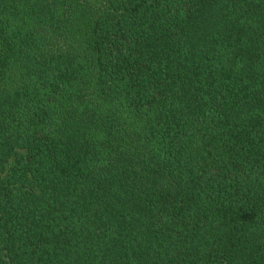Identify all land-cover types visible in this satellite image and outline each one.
Segmentation results:
<instances>
[{
  "label": "trees",
  "instance_id": "16d2710c",
  "mask_svg": "<svg viewBox=\"0 0 264 264\" xmlns=\"http://www.w3.org/2000/svg\"><path fill=\"white\" fill-rule=\"evenodd\" d=\"M0 264H264V0H0Z\"/></svg>",
  "mask_w": 264,
  "mask_h": 264
}]
</instances>
